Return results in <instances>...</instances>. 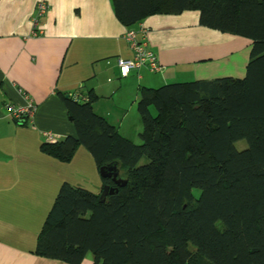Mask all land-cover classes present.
Returning a JSON list of instances; mask_svg holds the SVG:
<instances>
[{
  "label": "trees",
  "instance_id": "1",
  "mask_svg": "<svg viewBox=\"0 0 264 264\" xmlns=\"http://www.w3.org/2000/svg\"><path fill=\"white\" fill-rule=\"evenodd\" d=\"M113 6L127 29L150 14L199 11L201 25L252 40L246 74L140 87L141 143L94 111L91 93H61L75 134L42 150L68 162L83 145L99 170L117 161L127 183L101 177L95 193L63 182L34 253L69 264L88 253L95 264H264V0ZM105 184L117 191L100 202Z\"/></svg>",
  "mask_w": 264,
  "mask_h": 264
},
{
  "label": "crops",
  "instance_id": "2",
  "mask_svg": "<svg viewBox=\"0 0 264 264\" xmlns=\"http://www.w3.org/2000/svg\"><path fill=\"white\" fill-rule=\"evenodd\" d=\"M38 1L0 0V264H69L34 250L62 183L83 186L69 177L78 157L84 156L94 172L90 182L95 189H88L100 192L96 162L86 147L79 146L68 162L41 148L75 134L61 93L81 100L91 93L94 111L116 125L118 115L133 111L140 87L244 78L252 47L247 37L201 25L197 10L150 14L134 28L145 30L144 40L163 69L153 75L141 66L121 77L117 60L130 59L134 52L113 0H46L43 33L33 35ZM106 75L113 82L112 77L104 80ZM126 90L129 96L122 94ZM29 101L34 109L17 122L10 108ZM80 264H95L93 254Z\"/></svg>",
  "mask_w": 264,
  "mask_h": 264
},
{
  "label": "built area",
  "instance_id": "3",
  "mask_svg": "<svg viewBox=\"0 0 264 264\" xmlns=\"http://www.w3.org/2000/svg\"><path fill=\"white\" fill-rule=\"evenodd\" d=\"M48 2L46 0H39L36 5L35 13L32 17V28L33 35H41L43 33L41 28V19L48 11ZM141 24V23H140ZM139 24V25H140ZM138 34L142 37L139 38ZM145 37V30L140 27L138 28H128L125 33V39L129 43L130 48L134 52L133 57L130 59L119 58L118 68L121 77H126L132 69L140 68L141 66H146L149 71L158 73L163 69V65L160 63L156 53L148 46ZM21 92V90H20ZM75 97L78 98V95ZM34 109L33 103L30 101L24 107H11L10 114L19 123H23L25 117L32 112ZM48 138H52L51 132H47Z\"/></svg>",
  "mask_w": 264,
  "mask_h": 264
},
{
  "label": "rangeland",
  "instance_id": "4",
  "mask_svg": "<svg viewBox=\"0 0 264 264\" xmlns=\"http://www.w3.org/2000/svg\"><path fill=\"white\" fill-rule=\"evenodd\" d=\"M89 65L90 64L88 63L87 68L89 67ZM104 69H105V67H104ZM148 71H149V69H148ZM149 72H151V71H149ZM152 73H153V75H159V73L151 72V74ZM109 77H112V76L106 75L104 80L108 81V79H111ZM101 80H102V76L99 77V81H101ZM115 81H117V79ZM177 81H183V79L177 80ZM112 82H113V77H112ZM169 83H171V82H169ZM161 85H163V84H161ZM161 85H159V86H161ZM159 86H155V88L159 87ZM128 92L129 91L126 90L122 94H124L125 96L126 95L129 96ZM130 99H131V97L129 99L125 98V100H128V101H130ZM151 111L154 115L156 114L155 107L152 108ZM118 114H120V113H118ZM123 115H118L117 118H115L116 119L115 122L113 121L117 127L120 125L119 133L123 137L133 141L134 143H141L142 139H141L140 133L142 132V129H143V123H142V118H141L139 111H138L137 104L134 107L133 111H131V113L127 114L125 117ZM235 145H236L237 149L243 150L247 147V142L245 140H239L236 142ZM80 147L85 148V146H83V145H80ZM146 159H147V157L144 156V158L140 161L139 165L147 162ZM92 161L95 163L94 157H92ZM76 162H79V164H77ZM76 162H74L72 165L73 170L69 175L70 179L72 177V179H74V181H76V183L82 184L83 185L82 187L85 189H88V187L90 189H95L93 183L90 182V180H92L91 173L94 174V172H92V169L86 164L85 157L84 156L78 157ZM77 165H80V168L82 170H77ZM95 168L97 171V176L100 178V190H101V174H100V170L97 169L96 163H95ZM96 191H94V192H96ZM194 194L196 195V197H199L200 190L194 189Z\"/></svg>",
  "mask_w": 264,
  "mask_h": 264
},
{
  "label": "water",
  "instance_id": "5",
  "mask_svg": "<svg viewBox=\"0 0 264 264\" xmlns=\"http://www.w3.org/2000/svg\"><path fill=\"white\" fill-rule=\"evenodd\" d=\"M100 174L101 177L104 178H111L118 186H124L127 183L126 179H122L121 177H118L119 175V169H118V162L114 161L109 164H106L100 168ZM114 191H117L116 188L110 187L108 184H105L102 188V192L99 196V201L103 202L107 196L108 193H113Z\"/></svg>",
  "mask_w": 264,
  "mask_h": 264
}]
</instances>
